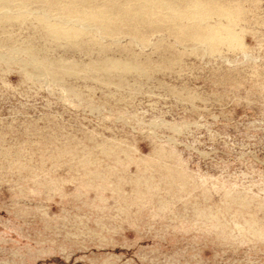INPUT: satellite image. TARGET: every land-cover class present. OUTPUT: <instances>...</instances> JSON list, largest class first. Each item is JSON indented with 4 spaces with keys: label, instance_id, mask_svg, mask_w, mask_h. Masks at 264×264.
I'll list each match as a JSON object with an SVG mask.
<instances>
[{
    "label": "rangeland",
    "instance_id": "obj_1",
    "mask_svg": "<svg viewBox=\"0 0 264 264\" xmlns=\"http://www.w3.org/2000/svg\"><path fill=\"white\" fill-rule=\"evenodd\" d=\"M0 264H264V0H0Z\"/></svg>",
    "mask_w": 264,
    "mask_h": 264
},
{
    "label": "bare ground",
    "instance_id": "obj_2",
    "mask_svg": "<svg viewBox=\"0 0 264 264\" xmlns=\"http://www.w3.org/2000/svg\"><path fill=\"white\" fill-rule=\"evenodd\" d=\"M206 36V35H205Z\"/></svg>",
    "mask_w": 264,
    "mask_h": 264
}]
</instances>
